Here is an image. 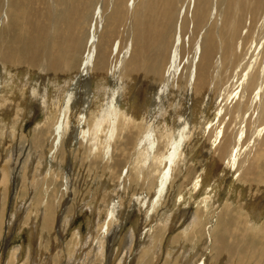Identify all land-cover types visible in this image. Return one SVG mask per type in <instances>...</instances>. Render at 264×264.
Here are the masks:
<instances>
[{
    "label": "bare ground",
    "instance_id": "6f19581e",
    "mask_svg": "<svg viewBox=\"0 0 264 264\" xmlns=\"http://www.w3.org/2000/svg\"><path fill=\"white\" fill-rule=\"evenodd\" d=\"M38 112L20 179L12 146L0 156V188L30 198L15 207L33 215L30 232L40 218L45 247L59 207L67 223L76 198L102 200L94 231L77 229L63 259L60 248L39 264L100 261L128 190L152 226L136 264H157L169 211L196 193L195 212L181 213L189 231L159 264H264V220L254 221L264 209V0H0V128L10 134ZM65 223L53 229L60 242Z\"/></svg>",
    "mask_w": 264,
    "mask_h": 264
},
{
    "label": "rangeland",
    "instance_id": "374dc122",
    "mask_svg": "<svg viewBox=\"0 0 264 264\" xmlns=\"http://www.w3.org/2000/svg\"><path fill=\"white\" fill-rule=\"evenodd\" d=\"M61 80H63V78H60L59 80H58V82L60 83V84H62L63 82H65V81H67V80H63V81H61ZM52 82H54L53 80H51ZM51 81H49V83L51 82ZM47 86H49L50 87V84L48 85L47 84ZM58 86H51L50 87V90L53 92V93H55L57 90H58ZM33 108H34V110H36V107H34V105H33ZM32 108V109H33ZM29 110V109H28ZM9 113H3V114H1L0 115V118L2 119L3 117H5L6 115H8ZM10 114H12V113H10ZM41 114L42 113H35V117L33 118V119H31L32 117H30L28 120L27 119H24L23 121L22 120H19V125L20 126H18V124H16L18 127H14V128H11L10 129V131L12 132L13 131V129H14V131L13 132H15V133H13L14 134V136H13V134L10 132V134H6L5 132L6 131H4V129H3V132H2V129L0 128V141H1V144H0V147H1V149H0V156H2L3 157V150L4 149H8L7 151H6V157L4 156V158L5 159H7V157H8V154L11 152V157H10V161H14L15 160V157H16V160H17V162H16V165H17V167H16V165H15V167H16V174H17V176H19V179H20V174H22L23 175V173H25V170H26V168H25V166H26V162H27V158H25L24 159V156H22V155H24L25 154V156H27V149H28V147H29V143L28 142H30V140H29V137H31L32 135H31V128L33 127V125L37 122V121H39L40 120V118H41ZM37 115V116H36ZM9 117H10V120H12V118H13V115H9ZM6 119V118H5ZM1 124H3L2 122H0V125ZM19 129V130H18ZM3 133H5L4 134V136H3ZM12 134V135H11ZM25 134V135H24ZM19 135V136H18ZM27 135V136H26ZM8 136V138L6 139V137ZM2 137L3 138H5V139H3L2 140ZM21 139H20V138ZM24 137H26V138H24ZM11 138H13V140H11ZM15 139V140H14ZM20 141H19V140ZM24 139V140H23ZM22 140V141H21ZM3 141V142H2ZM22 142V143H21ZM23 142H25V143H23ZM25 144V145H24ZM18 145V146H17ZM21 145H23V146H21ZM10 146H12L11 147V151L9 150V148H10ZM13 147H15V148H13ZM27 147V148H26ZM18 148H23V150L22 149H20V150H18ZM22 150V151H21ZM18 151V154L16 153ZM19 151H21V153L19 152ZM32 152V151H31ZM12 153H16V154H14L13 155V157H12ZM16 155V156H15ZM19 155H20V158H19ZM2 157H0V161L2 162V160H4V159H1ZM197 158H199V159H202V156L200 155L199 157L197 156ZM20 159V160H19ZM22 159V160H21ZM24 160H26V161H24ZM21 161V162H20ZM35 160L33 159L32 160V163H34L33 165L35 166V167H39V165H41L43 162L41 161L40 163L38 162H34ZM19 162V163H18ZM23 162V163H22ZM19 164V165H18ZM36 164V165H35ZM37 164H38V166H37ZM20 166V167H19ZM42 166V165H41ZM19 167V168H18ZM24 167V168H23ZM20 168H21V173H20V171H18V170H20ZM76 168H78V167H76ZM18 169V170H17ZM79 169H80V171H79ZM81 170L83 171V169H81V168H78V171L79 172H81ZM15 171V170H14ZM19 173H18V172ZM75 171H77L76 169H75ZM23 172V173H22ZM79 172H74L75 173V177H74V181H75V184H76V182L77 181H82L83 179H84V177L83 176H79L77 173H79ZM79 176V177H78ZM78 177V178H77ZM80 178V179H79ZM15 178H13V181H16V180H14ZM79 179V180H78ZM82 179V180H81ZM77 180V181H76ZM86 181V180H85ZM96 182V185H97V181H95ZM10 183V182H9ZM12 185H13V187H12ZM17 185H14V184H9V191H8V193L7 194H5V191L4 190H2L1 188H0V190L2 191L1 192V195H0V199L2 200V207L0 208L2 211H0V221H1V223L3 224L2 225V228H1V237H0V243H2V241H3V239L5 238V239H7V243H6V245L4 246V248H2L1 249V244H0V264H8V259H9V253L11 252L10 250H12L13 249V247H16L17 248V254H16V256H15V258H13V263L14 264H27V262H28V264H29V262H30V264H34L35 262V264H39L40 262H41V260L43 259V261L45 262L48 258H47V253H51V255H54V253H56V250H58V249H60L59 251L61 252L60 254H61V257H62V259H63V255H64V253H65V249H64V246L63 245H66V247L67 246H69V244L70 243H66V241H68V240H70L71 241V239L72 238H74V235H73V232H76V230L77 229H79V231H80V234L82 235H84L86 232H88L89 231V229L90 230H92V231H94V227L96 226H98L99 224H100V222L98 223L97 221H98V219H97V209L95 208V205L97 204H100V203H102V200H101V198L100 197H97V200H94L93 199V201L92 202H90V205H94V207H90V206H88V204H89V202L87 201H85L86 200V198L89 200V196H84V197H86V198H82L81 196L80 197H78V198H76V206L73 208L74 210H71L70 212H69V221L67 222V223H65V222H63V219H64V214H65V212H66V208L64 207L66 204H64L63 206H61V208L59 207L58 209H57V213H56V219H58L56 222V224H55V221H54V223H53V229H54V227L57 225V224H59V225H61L60 223H65V231H64V234H63V236H62V238L60 239L61 240V242L59 241V239L58 240H56V237H58V236H56V231H57V228L55 229V230H51V232L50 233H46L47 235H50L51 234V239H53L52 241H50L45 247L43 246V245H41L40 243H39V241H40V239H38V238H40V235H41V227H40V218H37V220L35 221L36 223H37V227H36V231L37 232H35V234H34V232L33 233H31L30 232V226H28L27 224H25V218H27L28 216H30L32 219L34 218V217H32L33 215L32 214H29V210H28V208L26 209V208H24V210H22L21 211V209H22V207L23 206H27V202H29V196H25V193H22V187L21 186H17ZM20 188V192H19V188ZM175 187V186H174ZM12 188V189H11ZM82 190H84V189H82ZM82 190L79 192V193H81L82 194ZM4 191V192H3ZM172 190H170V192H171ZM173 191H174V189H173ZM15 192V193H14ZM20 193V195H19V193ZM84 192V191H83ZM3 193V194H2ZM172 193V192H171ZM126 195V197H125V195ZM134 194V193H133ZM220 194H221V198H222V200H223V197L224 196H226L227 194H228V187L227 186H225L224 185V188H222V190H221V192H220ZM17 195H18V197H17ZM28 195V194H27ZM199 195V196H198ZM24 196V197H23ZM121 196H122V198H124V201H125V205L128 207H126L125 206V210H123L120 214H119V216H118V218L119 219H117V223H116V225H117V228H115L112 232H110L109 234H108V236H107V238H106V240L105 239H103V255H101V257H100V261H98V262H96V264H136L135 262L137 261V257H138V254L140 253V251L142 250V246H143V248H146L145 247V241H143V239H146V237L148 236V234L150 233V231H148V227H150L151 226V219H149L148 217V219L147 218H145L146 217V215H145V210H144V208H139L138 206L139 205H141L140 204V202H137V205H136V207L134 206V207H129L128 205H127V203H128V201L130 200V197H134V195H132V192L130 191V190H128V192H123L122 194H121ZM141 196H143V194H141ZM202 195L200 194V193H196L195 194V196L193 197V198H191L190 199V202H188V203H186V204H180V206L179 207H176L174 210H172V212L171 211H169V215H168V218L167 219H165V220H167V221H165V222H167L166 224H168L167 226H166V230H165V233H164V235H163V238H161L162 239V241H161V243H160V246L159 245H157V250H158V253L160 254V258L157 260L158 262H157V264H159V263H162L163 262V259L166 257V251L167 250H172L171 248H170V243H171V241H172V239L176 236V235H178V234H182L183 232H187V231H189V224H188V220H187V217L186 216H188V213H192V212H195V210H196V208L199 206V197H201ZM20 197V198H19ZM9 198V199H8ZM17 198V199H16ZM80 198V199H79ZM99 198V199H98ZM129 198V199H128ZM18 199H19V201H18ZM22 199H23V202H24V205H23V202H21L22 201ZM81 199H82V201H81ZM85 199V200H84ZM128 199V200H127ZM169 199H170V197H169ZM5 200V201H4ZM14 200V201H13ZM28 200V201H27ZM80 200V201H79ZM175 200V197L174 198H172L171 199V202L172 201H174ZM197 200V201H196ZM17 201L18 202H21V209L18 211V210H16L18 207H20V205H17V207H16V203H17ZM83 201H84V203H83ZM127 201V202H126ZM13 202V203H12ZM168 202V201H167ZM166 201L164 202V204L166 203L168 206H171V204L170 203H167ZM26 203V204H25ZM75 203H74V205H75ZM78 203L80 204V205H78ZM86 203V204H85ZM88 203V204H87ZM68 204V203H67ZM82 204V205H81ZM166 204H165V206H166ZM198 204V205H197ZM14 205V206H13ZM85 205V206H84ZM5 206V207H4ZM168 206H166V208L168 207ZM15 207H16V209H15ZM3 209H4V211H3ZM60 209H62L61 211H60ZM91 209V210H90ZM95 209V210H94ZM123 209H124V207H123ZM65 210V211H64ZM161 210H163V209H161ZM181 210V211H180ZM186 211L185 213H187L186 214V216H184V215H182L181 213H183V211ZM11 211V212H10ZM95 211V212H94ZM259 211L261 212L260 213V215L258 216V218L256 217L255 219H254V221H255V223H257V226H259L260 225V223L264 220V209H259ZM2 212H4V215H3V213ZM37 212H38V210H37ZM171 212V213H170ZM14 213H15V217H14ZM62 213V214H61ZM11 214V215H10ZM21 214V215H20ZM34 214V213H33ZM59 214V215H58ZM179 214H181V215H179ZM2 215H3V217H2ZM20 216V217H18V216ZM57 215H58V218H57ZM8 218H7V217ZM62 216V217H61ZM19 218V221H17L15 224H16V226H14L13 227V229H9V226H10V224H9V222L10 221H12L11 219H13L14 220V218ZM25 217V218H24ZM164 218H166L165 216H163ZM3 218V219H2ZM16 218V219H17ZM22 218V221L20 220ZM121 219V220H120ZM18 222L20 223V224H18ZM143 222V223H142ZM158 223H160V222H158ZM154 224H156V223H154ZM22 225V226H21ZM153 225V224H152ZM93 228H92V227ZM145 226H146V228H145ZM154 226V225H153ZM39 227H40V229H39ZM152 227V226H151ZM169 228V229H168ZM255 228V227H254ZM6 229V230H5ZM20 229V230H19ZM168 229V230H167ZM12 230H14V231H12ZM40 230V232H38ZM117 230V231H116ZM255 231H257V229H254ZM55 232L54 234H52L53 232ZM147 231V232H146ZM5 232V233H4ZM253 232V231H252ZM184 233V234H185ZM254 233V232H253ZM121 234V235H120ZM255 234V233H254ZM6 235V236H5ZM11 237H10V236ZM34 235V236H33ZM143 235H144V238H143ZM46 236V235H45ZM110 236V237H109ZM10 237V238H9ZM33 237V238H32ZM180 238L182 237H184V235H182V236H179ZM36 238V239H35ZM55 238V239H54ZM180 238L178 239V240H176V241H173V243H177V244H179L180 243V247L179 248H181L182 247V243H183V241H179L180 240ZM39 240V241H38ZM147 240V243H148V245H146L147 247L148 246H151L152 245V241L151 242H149V240L148 239H146ZM170 240V241H169ZM55 241V242H54ZM56 241H57V243H56ZM53 242H54V244H53ZM58 242H60L62 245H60ZM66 243V244H65ZM139 244H140V246H139ZM143 244V245H142ZM2 245H3V243H2ZM29 245V246H28ZM36 245H38L37 247H36ZM51 245V246H50ZM61 247H60V246ZM7 246V247H6ZM27 246V247H26ZM49 246V247H48ZM54 246V247H53ZM63 246V247H62ZM127 246V247H126ZM187 246V245H186ZM40 247H42V248H40ZM55 247H57V249H53V248H55ZM59 247V248H58ZM91 247V245H89V247L88 248H90ZM88 248H87V250H88ZM183 248V247H182ZM181 248V249H182ZM24 249V250H23ZM35 249V250H34ZM39 249V250H38ZM92 249H94L93 247H92ZM181 249H179L177 252H179ZM3 250V251H2ZM26 250H28V251H26ZM38 250V251H37ZM86 250V249H85ZM85 250H83V252H87V250L85 251ZM95 250V249H94ZM41 251V253H39ZM49 251H51V252H49ZM53 251H54V253H53ZM62 251H64L63 253H62ZM127 251V252H126ZM5 252H6V254H5ZM33 254H31V253ZM43 252V253H42ZM37 253L39 254V255H37ZM17 255H18V257H17ZM32 255V256H31ZM36 256H38V257H36ZM33 257V258H32ZM57 257V256H56ZM60 257V256H59ZM85 257V256H84ZM86 258V257H85ZM85 258H80V256H79V258H78V261L80 262L79 264H84L85 263ZM27 260V261H26ZM89 260V259H88ZM87 260V261H88ZM26 261V262H25ZM33 261V262H32ZM42 261V263L41 264H43L44 262ZM91 261L93 262V258L91 259ZM135 261V262H134ZM12 264V263H11Z\"/></svg>",
    "mask_w": 264,
    "mask_h": 264
}]
</instances>
